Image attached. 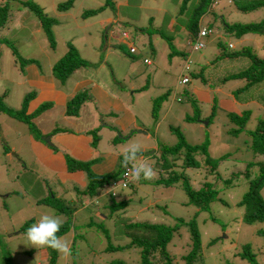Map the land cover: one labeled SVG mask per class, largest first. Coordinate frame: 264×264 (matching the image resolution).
<instances>
[{"label": "rangeland", "instance_id": "rangeland-1", "mask_svg": "<svg viewBox=\"0 0 264 264\" xmlns=\"http://www.w3.org/2000/svg\"><path fill=\"white\" fill-rule=\"evenodd\" d=\"M21 1L24 0H0V7L6 4L9 7L7 21L0 27V100L3 105L17 111L25 96L30 95L24 110L30 119L24 111L20 113L23 118H18L0 109V192L5 182L13 178V162L18 159L14 154L5 155L4 152L13 153L12 150L21 143L29 145L27 138L32 135L33 140L36 137L42 139L51 153H57V149L52 148L54 141L45 138L58 131L64 135L76 132L86 136L89 139H85L86 144L74 147L75 155H82L91 146L94 149L92 154L90 151L91 169L101 172L102 164H113L111 169L103 171L105 175L118 172L125 147L139 144L141 151L136 162L150 165L155 178H141L128 187H117L115 201H127V205L111 215V199L103 191L98 190L100 192L94 197L78 198L79 193L75 194L77 189L83 190L88 183L86 174L79 170L70 171L73 173L56 171L59 156H54L53 160L50 158L49 164L38 166L29 145L27 155L20 154L19 157L27 161V168L33 172L38 170L42 180L37 181L30 170L18 172V179L31 189L26 200H21L22 196L17 197L15 193L19 190L14 188L10 190L12 197L17 199L15 203L4 198L0 200V264H49L47 247H34L26 237L27 229L43 215L58 217L62 224L69 223V229L59 237L69 242L71 254L64 256L58 253L55 264H116L115 261L137 264L140 261L137 247L106 250L109 242L117 246L128 241L116 232L122 226L114 219L117 214H121L118 222L147 221L167 225H173L178 218L185 222L195 218L202 243L203 264H249L239 255L245 243L251 245L255 258L264 264V239L257 234L258 228L264 224H246L242 221L243 208L236 206L249 187L245 176L247 167L250 166L248 173L251 177L257 176L259 163L264 164V157L252 153L249 146L251 138L246 131L238 135L229 134L228 130L235 125L227 117L229 112L240 114L250 110L246 130H253L259 120H264V76L263 80L241 92L235 90L244 86L245 79L225 78L246 69L251 63L247 55L234 57L233 53L249 48L264 58V35L246 33L238 38L229 34L224 26V23L258 22L264 18V8L242 12L234 8L231 0H213L199 21V26H209L213 32L199 39L204 44L201 49L193 50L197 37L188 32L187 21L190 7L196 0H191L182 14L179 13L182 0H118V3L116 0L113 7L104 5V0H74L68 9L59 7L66 0H33L47 16L53 18L51 29L55 43L51 47L40 20L34 12L23 7ZM86 9H92L91 13H82ZM169 19L173 20L174 26L170 25ZM123 31L128 33L127 39H123ZM68 43L76 48L87 65L61 81L53 77L51 68L63 57ZM130 45L136 49L134 53L129 51ZM10 46L22 59L33 61L24 66V71L20 70L21 59L15 57ZM225 53H231V56H225ZM145 58L150 62L145 63ZM35 69L41 77H52L59 89L71 93L77 82L91 81L76 91L87 90L89 95L78 115L66 116L65 105L59 102L48 110L32 103L37 90L27 79L34 77L32 72ZM181 76H187L189 81L179 83ZM94 83L107 91L108 99L100 97ZM41 90L46 97L54 93L49 86ZM164 93L167 96L154 116L153 102ZM105 100H111V104L105 107ZM213 105H216L215 115L208 125L204 119L211 113ZM118 107L122 108L116 112L112 110ZM197 107L204 121H198L199 118L185 121V115H192ZM108 110L112 112L106 113ZM170 126L179 127L189 144L207 146L205 156H196L201 161L200 166L181 167L182 157L173 162L168 156L175 165L160 171L162 161L156 154L178 140V136L169 130ZM82 127L87 129L85 134ZM43 128L53 130L44 136ZM5 146L7 148L2 149ZM71 153L64 150L65 156L72 157ZM223 155L227 156L220 159ZM216 160L217 163L210 166V162ZM64 161L66 164L65 157ZM173 171L183 172V177L172 185L155 184L159 176L168 177ZM228 178L232 183L227 186L224 180ZM184 179L193 189L200 188L205 181L211 182L219 200L199 211L188 203V195L182 186ZM41 182L47 193L43 197L48 199L52 192L55 197H61L57 203L65 208L64 213L55 205L37 203L43 198L37 193L41 191ZM5 188L6 185L3 193ZM261 194L264 197V187ZM101 227L110 232L109 239ZM190 242L189 231L185 227L174 234L167 251L175 264H186L181 255L189 250ZM163 263L161 258L159 264Z\"/></svg>", "mask_w": 264, "mask_h": 264}, {"label": "trees", "instance_id": "trees-1", "mask_svg": "<svg viewBox=\"0 0 264 264\" xmlns=\"http://www.w3.org/2000/svg\"><path fill=\"white\" fill-rule=\"evenodd\" d=\"M74 0H66L64 1L59 7L61 9H68L72 7ZM191 0H182L180 6V14L184 13L187 7V4ZM197 2L190 7L189 13V20L187 21V30L188 32L196 35L198 32L199 21L200 18L205 14L209 9L210 5L212 4L213 0H196ZM233 6L238 11L242 12H250L260 8H264V0H231ZM23 7H27L30 11L34 12L35 16L40 20V24L42 30L47 37L49 45L51 47L54 46L55 40L53 39V32L51 29V24L53 23V18L47 16L46 13L43 11V8L35 1L28 0V1H21L20 2ZM115 0H104V5L113 7ZM18 7H20V5ZM92 9H86L82 13H91ZM8 11L9 7L7 4L0 7V27L3 26L8 18ZM93 12V11H92ZM225 30L238 38L242 37L246 33H256L260 35H264V18L258 22H248V23H232L227 24L224 23ZM142 29V28H140ZM155 31H158L157 29ZM150 43V42H149ZM11 50L13 51L15 57L20 60V70L24 71V66L26 64H30L33 61L22 59L15 48L10 46ZM225 56H231V53H225ZM237 56H245L247 55L250 58V65L237 73H232L225 78L227 79H245L247 82L244 84L243 87H240L235 90V92H241L249 87L255 85L259 81L263 80L264 76V58L258 57L255 53H252L249 48H244L240 52L233 53ZM222 60V59H221ZM87 62L85 59H82L78 53L76 48L71 45L70 43L67 44V50L64 53L63 57L59 59L56 63L53 64L51 70L53 77L57 78V80L65 81L71 73H73L76 69L81 66H86ZM22 66V67H21ZM167 93H164L158 96L155 101L153 102L152 106V114L155 116L158 112V108L160 104L165 100ZM34 97V94H33ZM30 95L25 96L23 104L21 108L17 111H13L11 108L3 105L0 100V109L6 112L8 115H13L18 118H23L20 113H22L28 105L30 101ZM89 99V95L87 90H83L77 92L72 97H70L65 104V115H78L80 108L82 107L83 103ZM193 108L195 105H192ZM50 107V104L44 103L41 104V109H47ZM38 108V109H39ZM216 105H213L211 113L209 114L206 119L208 120V124L211 123V119L215 115ZM37 109V110H38ZM198 107L194 110L193 115L187 114L185 116V121H195L196 118L200 116L198 113ZM40 112V111H39ZM250 110H244L240 114L235 112L227 113V117L229 122L235 125L234 128H230L228 130L229 134L231 135H238L243 131L249 136L250 139V149L255 156H263L264 157V120H259L257 126L253 130H246L245 125L250 117ZM25 115V111H24ZM29 117L28 115H25ZM30 119V117H29ZM25 121H28L25 119ZM174 129V130H173ZM173 132L176 136H178V140L174 143V145L165 146L158 151L156 155L159 154V158L161 159L162 163L159 165L160 171L170 169L175 164L171 163L168 160V156L172 157V161L175 162L179 158L182 157L181 167H198L200 166L201 161L197 159V154L206 155L207 146L202 145L198 146V144H189L185 138V136L179 131V127L170 126L169 129ZM207 139V138H206ZM208 143V141L206 142ZM166 156V157H165ZM227 155H223L220 159L225 158ZM254 156V157H255ZM67 159V168L69 171L80 170L86 174L88 179V183L86 184L83 190H76L75 194L79 193V196H89L94 197L97 195L98 190L111 181L116 180L120 176V172L122 170V166L119 167V170L115 174H96L91 169V164L93 163L92 159L89 160H79L66 155ZM205 159V158H204ZM219 159V160H220ZM208 161V159H207ZM217 160L214 162H210V166L215 165ZM250 163L249 165H251ZM250 167V166H249ZM249 167H247L245 174L246 179L248 181L249 187L247 191L243 194L240 200L237 201L236 206L243 208V217L242 221L246 224H255V223H262L264 224V197L261 194V189L264 187V164L259 163V174L255 177H251L248 173ZM235 175V174H234ZM183 177V172L169 174L168 177L159 176L154 182L155 184H162V185H172L179 178ZM186 180L184 179L182 182V186L184 191L188 195V203L191 205H195L199 208V211L207 209L209 204L214 200L218 199V194L216 189L213 187L212 183L209 181L203 182L202 186L198 189L191 188ZM143 182V179L140 180ZM224 183L228 186L232 183V179L228 178L224 180ZM132 184V183H131ZM130 184V185H131ZM128 185V186H130ZM43 197L39 200L41 203H48L51 206L55 207L58 211L63 212L65 208L61 206V204L57 203L61 197H55L54 194L52 196ZM51 197V198H50ZM55 201H54V200ZM111 202L109 204V211L112 215L118 209H123L127 205V201H115L114 197H110ZM55 202L53 204V202ZM222 203L228 205L227 202L220 200ZM61 206V207H58ZM64 213V212H63ZM121 217V214H117L114 219L118 224L122 226L118 227L116 232H119L120 235L126 237L128 241L125 244L114 246L110 242L108 243L106 250L113 251V250H124L126 248H138L139 250V257L140 261L137 264H159L161 258L164 259L163 264H175L173 262L172 255L167 251V245L173 238L174 234L181 228L185 227L187 231H189L190 236V246L189 250L181 255V258L184 260L186 264H203V257H201V239L200 233L195 221V218L191 219L189 222H185L183 219H177L176 223L173 225H167L164 223H152V222H133V221H120L118 219ZM69 229V223L65 222L62 224L59 232H57V236L59 237L63 232ZM102 231L104 232L107 239L110 238V232L101 227ZM257 234L264 239V226L258 228ZM216 239H212L211 241H215ZM48 254V261L49 264H55L58 258V252L52 248L46 249ZM240 257L246 259L249 264H260L255 258L254 252L252 251V247L249 243H245L242 245L241 252L239 253ZM116 264H127L122 261H115ZM230 264V263H227Z\"/></svg>", "mask_w": 264, "mask_h": 264}, {"label": "crops", "instance_id": "crops-1", "mask_svg": "<svg viewBox=\"0 0 264 264\" xmlns=\"http://www.w3.org/2000/svg\"><path fill=\"white\" fill-rule=\"evenodd\" d=\"M117 3H118V0H117ZM151 18V17H150ZM170 20V19H169ZM105 21H108V19H106ZM105 22L103 21V24ZM170 25H173V20L171 19L169 21ZM34 74V77L32 78H28L27 80H29V82L34 86V88L37 90L34 94V97L32 98V103L33 104H36V105H41V104H44V103H48L50 104V107H48L47 109L45 110H48L50 108H52L54 105L56 106L55 103H58L61 104V105H65L66 101L72 97L77 90H79L78 88L83 86L84 84L88 83V82H91L89 79H84V80H81L79 82L76 83V86L74 88V91L73 93L70 92H67V90L65 89H59L55 83V81L53 80L52 77H41L39 75V73H37L36 69L34 70V72H32ZM48 86H49V89L52 91L53 94H51V96L49 97H46L42 90L41 89H44V88H47L48 89ZM97 90V92L99 93L100 97L101 96H106V98L108 99L109 96L107 94V91L103 90L102 88H100L98 86V84L94 83L93 85ZM95 96V94H93ZM112 99V98H111ZM114 101H116V98L114 97L113 98ZM111 100H105V104L104 106H108L111 104L110 102ZM120 108L122 107H118L116 109H112L114 112L118 111ZM112 110H108L106 113H111ZM84 123V122H83ZM124 128V126H123ZM81 129L84 130V134L87 132V129H85V127H82ZM53 130V129H50V128H43L42 129V133L44 136H46V133L49 132L50 134V131ZM59 132V131H58ZM56 132L55 134H50L51 136H49L48 138H45L46 140H52L54 141V145L55 146H52V148H56L57 149V153H51L50 152V148H48V146H46L44 144V141L42 140H38L37 138L39 137H34L35 139L33 140L31 138L32 135H29L28 136V142H29V145H30V149H32V154L35 156V160L37 163H38V166H43V165H46V164H49L48 161L51 159L53 160L54 156H59L58 160H59V164L56 165L57 167V170L56 171H61V173H64V172H69V173H73V172H70L67 168V164H65V161H64V157L66 158V156L64 155V150L66 149V151L68 150L69 153H71L72 157L75 158V159H79V160H89L90 159V156L91 154L93 153L94 149H92V147H88L87 150H83L84 152L81 153L82 155H75V148L74 147H78V145L80 143L82 144H86V140L88 141L89 139L86 137V136H83L79 133H76L74 132L73 135H64L63 133L60 134ZM33 137V136H32ZM86 139V140H85ZM56 143V144H55ZM21 143L19 145V147L16 149V150H12L13 153L11 152H4V154H8V155H12L14 154L16 157H18V159H16L15 161L16 162H13V169L12 171H15V174H13V178L9 179L8 181H6L5 185H6V188H5V193L2 192V188H1V192H0V200H2L3 198L7 201H15L17 199H15L14 197H12L11 195V190L10 188H14L16 190H19V193H15L17 197H21V200L23 198H25L26 200V196L27 194L30 192V190L28 188H26L24 182L20 181L18 178V172H24V173H27L30 169L27 168V166L25 165L27 161H25L24 159L20 158L19 155L21 154L22 156H25L27 155V148H28V144H23ZM7 148L6 146L3 147L2 149H5ZM71 151V152H70ZM90 151L91 154H90ZM51 158V159H50ZM92 159V158H91ZM20 165V166H19ZM112 163H105V164H102V168H103V171H106V170H109L112 168ZM92 166V165H91ZM52 169V167H50ZM36 170V169H35ZM93 172L96 173V174H103L105 172L101 171V172H98L97 170H95L94 168H92ZM31 173H34L37 181L38 179H41L42 180V177L38 174L39 171L36 170L33 172V170H30ZM80 172V170H79ZM83 172V171H82ZM84 173V172H83ZM85 175V173H84ZM45 186L43 185V182H41V191L37 192L39 194L43 196H45L47 193L45 191ZM51 195H53V192L51 193ZM85 196V195H83ZM82 199H85V198H82ZM40 200V199H39ZM39 200L37 201V203H39ZM1 202V201H0ZM82 202L85 204V201L82 200Z\"/></svg>", "mask_w": 264, "mask_h": 264}, {"label": "clouds", "instance_id": "clouds-1", "mask_svg": "<svg viewBox=\"0 0 264 264\" xmlns=\"http://www.w3.org/2000/svg\"><path fill=\"white\" fill-rule=\"evenodd\" d=\"M123 32H125L127 35L123 36ZM123 32H122L123 39H127L129 36L128 33L126 31H123ZM228 46L230 47V44H228ZM130 47H134V46L130 45L129 51H130ZM135 51H136V49L133 52H131V51L130 52L134 53ZM145 59H147V58H145ZM149 62H150V60H149ZM185 68H187L186 64H185ZM183 77H186L187 80L182 83V82H180V80ZM180 80H179V83L184 84V83H187L189 81V78L187 76H181ZM192 113H193V111H192ZM198 118H199L198 121L203 122L205 120L208 123V120H206V118L204 120H202L200 118V116ZM205 121H204V123H205ZM168 129H169V127H168ZM140 151H141V146L139 144H136V143L130 144L129 146L125 147L121 153V155H122L121 166L123 168H125L128 172H130V174H131L130 178L133 181L139 180L141 178H143L145 180H152L155 178L154 169L145 162H139V163L136 162L138 153H140ZM129 165L131 166L130 168H129ZM119 177L114 181H117L119 179ZM133 181H132V183H133ZM111 182H113V181H111ZM109 184L100 188L99 190L103 191L105 194L109 195V197H116L117 193L114 196L106 193V190H107L106 188ZM123 188H125V187H123ZM14 191H16V190H14ZM100 191H98V193ZM18 192L19 191H17L16 193H18ZM61 226H62V221L58 217L43 215L39 218L37 223L31 225L27 229V232H26L27 240L34 247L52 248L64 256H69L71 254V247H70L69 242L62 240V238L57 236V232H59Z\"/></svg>", "mask_w": 264, "mask_h": 264}, {"label": "built area", "instance_id": "built-area-1", "mask_svg": "<svg viewBox=\"0 0 264 264\" xmlns=\"http://www.w3.org/2000/svg\"><path fill=\"white\" fill-rule=\"evenodd\" d=\"M213 32V29L209 26H200L198 29V32L196 34V42L193 44L192 49L193 50H199L201 49L204 44L202 42H200V38L203 36H207L210 35ZM127 34L125 32H123V36H126ZM135 49L134 47H130V51L133 52ZM144 62L149 63L148 59H144ZM187 79L186 77H183L180 82H185ZM131 166L129 165V168ZM131 174L130 172H128L125 168L122 169L121 173H120V177L117 181H113L111 182L108 186H107V190L106 193L114 196L116 194L115 189L117 187H127L129 184L132 183V179L130 178Z\"/></svg>", "mask_w": 264, "mask_h": 264}, {"label": "water", "instance_id": "water-1", "mask_svg": "<svg viewBox=\"0 0 264 264\" xmlns=\"http://www.w3.org/2000/svg\"><path fill=\"white\" fill-rule=\"evenodd\" d=\"M205 123H206V121H205Z\"/></svg>", "mask_w": 264, "mask_h": 264}]
</instances>
